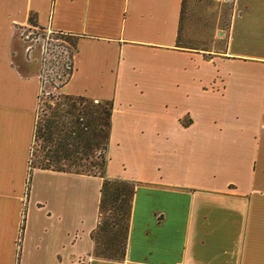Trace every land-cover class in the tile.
<instances>
[{
  "label": "crops",
  "instance_id": "0c3cea01",
  "mask_svg": "<svg viewBox=\"0 0 264 264\" xmlns=\"http://www.w3.org/2000/svg\"><path fill=\"white\" fill-rule=\"evenodd\" d=\"M201 2L0 0V264H264V0L211 5L206 24ZM30 14L79 35L57 91L110 106L102 169L135 188L122 258L96 252L99 174L33 168L25 195Z\"/></svg>",
  "mask_w": 264,
  "mask_h": 264
},
{
  "label": "rangeland",
  "instance_id": "374dc122",
  "mask_svg": "<svg viewBox=\"0 0 264 264\" xmlns=\"http://www.w3.org/2000/svg\"><path fill=\"white\" fill-rule=\"evenodd\" d=\"M201 1V3L197 4V6H199L197 16L202 19L203 24H206L209 7L218 2L213 0ZM39 41L44 43L42 39ZM52 43H54V41H52ZM48 47L51 46L48 45ZM47 52L38 104L37 121L38 124L46 123L47 120L51 121L54 134L49 144L44 143L40 137H36L33 140L31 146V162L32 164L38 163L42 159L44 144H48L53 152H57L62 146H71L69 139L70 136H72L74 142L79 144V151L73 153V160L56 158L54 164L74 171L82 169L86 173H98L103 167L100 157L105 156L102 145H106L105 137L108 126L105 125V120L107 118L108 105H97L96 102L88 103L82 101L81 104L76 102V108L70 109L69 102L60 98L56 89L60 80L64 79L62 70L66 56L63 54L56 57L58 53L57 55L51 53L50 48H48ZM56 52H58V50ZM84 109H87L86 117H89V120H93L91 124L94 126L91 127L90 134L82 138L78 134L77 128L84 127L83 123L88 120V118L86 119V117L79 112ZM72 142L73 140H71V143ZM71 148L73 147L71 146ZM102 217L110 221L117 220L113 205L109 204L106 206ZM114 229L116 228H110L104 233L98 232L96 236L97 253L100 254V251H104L107 254L115 253L113 246L109 244V237L113 235Z\"/></svg>",
  "mask_w": 264,
  "mask_h": 264
},
{
  "label": "trees",
  "instance_id": "16d2710c",
  "mask_svg": "<svg viewBox=\"0 0 264 264\" xmlns=\"http://www.w3.org/2000/svg\"><path fill=\"white\" fill-rule=\"evenodd\" d=\"M29 22L30 26L27 28L28 30L32 31L33 33H41L44 31V27L38 26L37 23L34 20L33 14H30L29 16ZM51 38L55 39L54 45H57L58 47H62L65 53L61 52L56 57L60 55H65L66 60L63 64V70H62V76L64 79L60 80V83L57 85L56 88H58L65 80H67L72 73L74 69L73 59L74 54L76 51V40L79 37L77 34H72L68 32H62V31H51L50 36ZM46 55L47 51L43 50L42 60H41V68H40V81L43 83V71H44V65L46 61ZM41 92V91H40ZM58 96L66 101L69 102L70 109L76 108L75 103L81 104L82 101L92 103V101L88 100L87 98H84L82 96L78 95H70V94H64L58 92ZM40 97V96H39ZM97 105H101V103L97 102ZM107 118L105 120V125L108 126L109 124V114H110V106L107 107ZM80 114L82 113L84 117L87 116V109H84L83 111H79ZM86 120L83 123L84 127H78L77 131L78 134L83 138L84 136H88L90 134V129L93 124V120H89V117H86ZM92 121V122H91ZM54 134L53 127L51 124V121L47 120L46 123L38 124V121L36 120L35 127H34V133H33V140L36 137L42 138L44 143L50 142L52 139V136ZM32 140V142H33ZM70 145L71 146H62L57 152H53L52 148L48 144L43 145L44 153L42 156V159L38 163L31 162V149H30V156L28 160V169H27V177L25 181V195H27L29 190V184H30V178H31V172L33 168H43V169H52L56 171H73L69 168H65L63 166H58L54 164V161L56 158H62L64 160H73V153L79 151V144L74 142V138L70 136ZM71 140L73 142L71 143ZM63 145V144H61ZM32 146V145H31ZM102 149L105 152L106 145H102ZM102 166L105 163V156L100 157ZM79 172L84 174H99L102 178L100 187H99V201L98 206L100 211L103 213L106 206L111 204L114 207L115 213H116V221H110L105 218H101L99 223V231L101 233H104L110 228H116L114 229L113 235L110 236L109 244L113 246V250L115 251L114 254H107L104 251H100V255L104 258L109 259H119L124 256L125 253V243H126V237H127V231H128V218L130 214V208H131V196L133 195L135 188L134 186L123 179H111L104 175L103 169L98 173H86L82 169L79 170ZM111 188V189H110ZM22 213L24 214V208ZM23 220L24 216H22V221L20 224V231L18 234V240H17V253L19 251L20 246V237L23 230Z\"/></svg>",
  "mask_w": 264,
  "mask_h": 264
},
{
  "label": "built area",
  "instance_id": "2783aa9c",
  "mask_svg": "<svg viewBox=\"0 0 264 264\" xmlns=\"http://www.w3.org/2000/svg\"><path fill=\"white\" fill-rule=\"evenodd\" d=\"M213 1L218 2V3H222V2H227L228 0H213ZM50 33H51V30H48L46 28L41 33H37V34L33 33L32 31L28 30L27 28L20 29V34L24 38H27L30 40L42 39L44 41V43L41 42L42 46H43V50L48 51V48H50L51 53L56 54V55H57V53L60 54L61 52L65 53V51L63 50L62 47H58L57 45H54L52 43V41L55 42V39L49 37ZM48 45H50L51 47H48ZM57 50H58V52H56ZM47 54H48V52H47Z\"/></svg>",
  "mask_w": 264,
  "mask_h": 264
}]
</instances>
